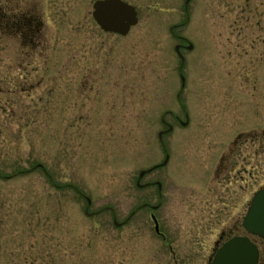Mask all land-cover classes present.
Masks as SVG:
<instances>
[{
    "label": "rangeland",
    "instance_id": "obj_1",
    "mask_svg": "<svg viewBox=\"0 0 264 264\" xmlns=\"http://www.w3.org/2000/svg\"><path fill=\"white\" fill-rule=\"evenodd\" d=\"M94 1L0 0L38 24L0 28V264H207L264 186V0H124L125 36Z\"/></svg>",
    "mask_w": 264,
    "mask_h": 264
},
{
    "label": "water",
    "instance_id": "obj_2",
    "mask_svg": "<svg viewBox=\"0 0 264 264\" xmlns=\"http://www.w3.org/2000/svg\"><path fill=\"white\" fill-rule=\"evenodd\" d=\"M188 1L186 0L185 3L187 4ZM91 16L102 31L121 36H125L138 21L134 6L123 0H95L92 4ZM191 47L192 44L189 43L187 48L190 49ZM178 48L179 45L174 47L183 60ZM143 174L142 171L139 176L141 177ZM87 201L90 202L89 199ZM152 218L155 223V231H158L156 220L153 216ZM114 223L119 225L115 220ZM242 227L248 234L264 239V187L254 192L242 218ZM257 263L258 249L256 245L246 236H235L215 250L209 264Z\"/></svg>",
    "mask_w": 264,
    "mask_h": 264
},
{
    "label": "flooded vegetation",
    "instance_id": "obj_3",
    "mask_svg": "<svg viewBox=\"0 0 264 264\" xmlns=\"http://www.w3.org/2000/svg\"><path fill=\"white\" fill-rule=\"evenodd\" d=\"M9 10V9H8ZM17 14H8V12L5 11V8L4 6H0V28L6 23V26H10L11 28L14 27L16 32H18V30L16 28H18L19 26H21L22 28L19 29V30H22L21 33H18L22 39H29L31 38L33 35H32V32L35 30V27L38 25L36 23V20L35 18H33L32 14L31 13H28V12H21V11H17L15 12ZM181 45V44H180ZM182 47H180L181 49ZM172 114V112H170ZM187 111H185V121L187 120L188 118V115H187ZM173 115V118L174 120H176L181 126H187V122L184 123L182 122V120H180L179 116L177 115ZM164 125L167 124V128L168 126H172V124L168 123V122H165V120H162L161 121ZM168 163V156H165V159L159 163V164H156V165H153L152 167L150 168H147V169H143V171L145 170L144 174L138 178L137 176V179L135 180V187L138 189V190H141V189H144V188H147V187H150V186H155L156 187V192H157V197L159 198V201L156 205H151V204H148L147 202H142L140 205L136 206L128 215L127 217L125 218V220L122 223V225L128 223L134 216L135 214L140 210V209H143V208H148L149 210L151 211H156L160 206H161V202H162V183L158 180H153V181H148V182H142V179L148 174V173H151L155 170H158L159 168L161 167H164L166 166ZM111 213H114V210L112 208H110L109 210ZM150 215H154L153 213H151ZM155 217V215H154ZM156 218V217H155ZM156 223H157V226H158V231L155 232L157 236H161V238H165V234H163L160 229H159V223H158V220L156 218ZM239 229H241V223H234L231 225V227H226V228H222L219 232V235H218V239L220 243H222L223 239L228 237V236H234V232H237V230L239 231ZM237 235V233H236ZM250 241L256 245L257 249H258V264H261V261H262V258L264 255V239L263 238H260V237H257V236H254V235H248Z\"/></svg>",
    "mask_w": 264,
    "mask_h": 264
},
{
    "label": "trees",
    "instance_id": "obj_4",
    "mask_svg": "<svg viewBox=\"0 0 264 264\" xmlns=\"http://www.w3.org/2000/svg\"><path fill=\"white\" fill-rule=\"evenodd\" d=\"M33 18H34V17H33ZM6 23H7V22H5V24L2 23V25H4V26L2 27L3 30H6V29L9 30V29H11L12 32H13V31H16L15 28H14L15 26L11 28L9 25L6 26ZM21 28H22L21 26H19L18 28H16V29L18 30L17 33H21L22 30H19V29H21ZM22 29H23V28H22ZM8 30H7V31H8ZM262 256H263V258H262L261 264H264V255H262Z\"/></svg>",
    "mask_w": 264,
    "mask_h": 264
}]
</instances>
